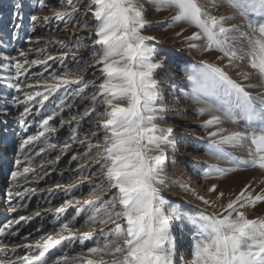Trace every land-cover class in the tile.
Wrapping results in <instances>:
<instances>
[{
  "label": "snow or ice",
  "instance_id": "obj_1",
  "mask_svg": "<svg viewBox=\"0 0 264 264\" xmlns=\"http://www.w3.org/2000/svg\"><path fill=\"white\" fill-rule=\"evenodd\" d=\"M149 2L155 5L156 11L174 12L170 26L180 23L196 29L184 40L189 49L201 55L217 52L220 54L218 61L227 60L223 66L203 60L187 68L185 75L191 84L189 95L193 103L203 105L199 114L209 116L203 124L205 129H211L208 131L211 141L209 152L217 158L230 159V154L225 151V146H230L247 149L249 159L231 160L237 165L234 168L213 165L204 173V178L224 177L239 170V167L264 171V94L253 95L249 91L250 88H264V0ZM39 3L41 8L46 7L45 0H39ZM64 3L72 8V12L56 13V17L60 20L68 17L66 23L94 33L87 37L91 43V67L96 70L94 79L86 81L82 75L71 78L70 73L87 65L88 61L73 56L72 67H69L66 63L68 58L64 56L59 59L61 70L49 73L56 83H47L43 73H38L40 79L37 83L28 84L25 81L22 85L20 76L27 75L25 65L42 66L47 72L50 68L48 60L29 61L23 50L19 52L23 62L16 57L5 56L4 60L14 62L9 64V68L14 67L15 75L7 77L16 81L11 86L18 93L23 88L34 90L23 92L25 108L20 124L25 126V131L24 115L31 113L29 105H38L43 109L50 96L62 93L57 96L52 111L42 118L41 130L24 139L21 149L41 143L42 138L46 141V134L55 130L50 122L64 108L74 106L72 98L79 97L83 101L90 97V110L85 115L91 116L103 106L102 111L96 114L106 116L96 125L97 131L92 133L100 142L95 145L89 143L88 152L73 155L71 159H91L95 162L94 165L81 163L77 170L81 180L87 179L89 184L92 183L84 173L95 165H98L97 171L102 175L89 193L95 199L83 202L75 198L66 199L53 213L51 233L42 235L35 243L16 244L9 249L5 241L19 236V232L14 230L16 224L40 217L39 210L32 216L21 215L19 220L0 226V238H4L0 239V254L5 257L9 253L16 255L15 260L0 258V264H176L172 225L175 221L184 220L193 226L190 264H264V217L249 219L245 212L249 207L255 208L257 204L264 203V189L255 193L250 191L251 185H247L234 198L229 196L227 202L221 204L219 202L224 199L225 193L218 191L217 184H212L207 191L216 196L215 200L204 195L197 198L204 205L220 208L221 211L188 214L172 205H168V211H165L166 201L158 186L164 183L166 148L175 144L170 138L172 129L162 128L156 123L163 119L160 114L166 111L157 106V102L162 100V93L156 73L164 67V60L158 58L156 47L150 43L155 41V37L144 34L149 24L141 11L140 0H89L83 21L75 20L73 16L79 10V0H64ZM224 6L228 12L217 14ZM21 7V3L15 4L17 18ZM89 14L91 21L87 19ZM31 19L38 21L41 18L32 16ZM43 20L47 21L48 17H43ZM176 35H183V30ZM201 41L203 43H199ZM46 43L68 47L63 41ZM82 47L88 45L74 42L73 50ZM49 59L55 61L56 58ZM225 68L241 69L237 75L242 81H251L255 76L260 83L238 82ZM37 88L43 91L35 90ZM15 100L18 102L19 96ZM59 123L63 126V120ZM225 123L237 127L226 128ZM77 128H73V132ZM88 140L86 136L82 143ZM55 148L56 145L47 144V149ZM68 149L70 145L66 143L61 152ZM45 150L40 149L41 152ZM59 159L57 156L53 163ZM16 163L19 165L20 161ZM34 172V169L24 167L22 171L12 172L11 178L13 181L27 180L28 175ZM78 187L77 184L57 185L69 194ZM184 190L193 191L188 185H184ZM33 193L35 189L29 188L16 195L23 199ZM104 193L111 195L103 199ZM70 207L74 209V215L69 216L66 213ZM12 211L16 212L17 208L14 206ZM78 218L83 225L99 226V231L79 232L76 227ZM105 225L111 227L105 228ZM86 242L91 245L86 252L70 255L66 251L73 244L85 246ZM18 249L25 250V254L20 255ZM106 256L111 259L105 260Z\"/></svg>",
  "mask_w": 264,
  "mask_h": 264
},
{
  "label": "rangeland",
  "instance_id": "obj_2",
  "mask_svg": "<svg viewBox=\"0 0 264 264\" xmlns=\"http://www.w3.org/2000/svg\"><path fill=\"white\" fill-rule=\"evenodd\" d=\"M19 2L22 7L19 10V18H17V10L15 4ZM89 0H79L78 11L73 13L74 19L83 21L85 19ZM206 3L207 0H201ZM46 7L41 8L39 0H0V132L3 133L6 126L10 132V143L8 147L9 165L0 174V201L6 212H9L14 206L17 208L10 216L0 219V226L11 221L19 220L21 215L32 216L36 211L41 212L40 217H33L28 222L21 221L14 226V230L19 232L18 237H14L5 241L11 249L16 244L35 243L42 235L46 236L51 233L53 213L55 209L60 207L66 199L75 198L83 202L86 199H95L89 193L91 189L99 183L102 173L98 172V165H95L84 173L85 177H90L92 183L89 184L87 179L81 180L77 175V170L81 163L87 165H94L95 162L89 160L71 159L73 155H83L88 152V144L95 145L99 143L92 133L97 131L96 125L102 120L106 119L104 115H97L96 112H101L103 106L97 108L91 116H86L85 113L90 110V97L83 101L79 97L72 98L73 107L64 108V110L56 115L50 124L53 125L54 131L47 133L48 139L39 144L29 145L23 150L21 144L29 135H36L40 131V122L45 118L54 106L57 96L62 93L50 96L49 100L45 102V107L41 109L38 105L31 108L30 114H25V125L27 131L24 130V125L20 124L21 114H24L25 105L23 103L25 97L23 92H32L33 89L23 88L18 93L12 84L15 80H8L7 77L14 76L15 70L9 68L10 62L4 60L5 56L16 57L21 62L24 58L19 56V52L23 50L27 54L29 61L33 60H48L50 68L45 72L42 66L27 64V75L20 76V83L23 85L25 81L28 84H35L40 79L38 73H43L47 83L54 84L56 81L49 76L50 72L59 71V59L66 56L68 59L66 63L72 67L73 56L83 57L88 61L87 65H82L79 69L70 73L71 78L83 76L86 81L94 79L93 73L96 71L91 67V58L89 52L91 50V43L87 39L93 36L94 33L88 29H83L74 26L72 23H66L65 20H60L56 17V13H70L72 8L64 3V0H45ZM141 11H143L149 26L144 30L147 36L155 37V41H150L154 44L159 54L158 58L164 60V67L156 73V80L162 93V100L157 102V106H162L166 109L162 115L163 119L157 120L156 123L162 128H171V139L175 146L166 148V161L164 165V183L159 185L160 193L166 201L165 211H168V205L178 207L182 212L188 214H199L200 212L214 213L221 211L220 208H212L204 205L197 197L204 195L206 198L215 200L214 194H209L208 189L212 184L218 185V191H223L225 197L219 203L227 202L229 196L234 198L244 187L251 185L250 191L254 190L259 193L264 189V171L258 168H244L239 167V170L229 173L220 178L205 179L204 176H197L199 164L205 165L207 163V171L213 165L219 168H234L237 165L233 164L231 160H246L249 159L247 149H234L230 146H225V151L230 154L228 158H217L209 152V145L211 143L208 137V131L203 127L204 121L209 118L206 115L199 114V108L203 105L192 102L190 97L191 84L187 81L185 71L194 64H199L203 60L220 63L222 66L227 64V60L218 61L217 52L206 53L201 55L198 51L188 48L184 43L186 37L190 36L196 31L194 27L185 24H172L170 21L174 12L172 10L156 11L155 5L149 0H140ZM228 9L226 6L220 9L217 14H226ZM32 16L40 17L38 21H33ZM43 17H48V20H43ZM87 19L92 20L91 14ZM237 21H230L229 23H236ZM183 30V35L177 36L178 32ZM39 40L40 43H35ZM47 41H63L68 44L67 48H61L57 43H46ZM74 42H82L88 47H82L79 50H73ZM199 43H203L202 41ZM42 53V54H41ZM49 57L56 58L55 61L50 60ZM87 68V71H85ZM241 69L225 68L233 79L238 82L259 84V78L253 77L251 81H242L237 72ZM242 70L247 71V68ZM98 75V73H97ZM43 82V81H41ZM99 81H97L98 83ZM73 87V86H70ZM91 88V84H90ZM43 91V89H35ZM249 91L253 95L264 94V88L256 87L250 88ZM167 94V98L163 97ZM19 96L17 102L15 98ZM63 120V126H60V121ZM77 125L78 128H77ZM226 128H235L236 125L225 123ZM73 128H77L73 132ZM242 130V129H241ZM102 135V133H101ZM73 136L76 137L73 140ZM89 140L84 141L85 137ZM184 139V142H181ZM191 141V142H186ZM56 145L55 149H47V144ZM70 145V149L61 152L65 144ZM45 148L44 152L40 149ZM21 150V151H20ZM95 149H93V154ZM155 154V153H154ZM59 156L58 162L53 163L55 158ZM172 156L174 162L172 165ZM20 164L17 165L16 161ZM43 166V167H41ZM24 167H30L35 170L34 173L28 175L27 180L21 178L13 181L11 173L14 171H22ZM77 184L78 188L74 189L71 194L61 191L57 185L67 186ZM184 185H188L193 191H185ZM107 188V185H104ZM34 188L35 193L25 196L23 199L17 196L18 192H26L27 189ZM9 193L12 198L9 199ZM111 193H104L103 199H108ZM11 203L7 205V202ZM246 215L249 219H256L264 217V203H259L255 208L249 207L245 209ZM4 214V212L2 213ZM66 215H74V209L68 208ZM22 225V226H21ZM17 226V227H16ZM19 226V227H18ZM23 227L27 228V233H21ZM76 227L79 232L92 231L98 232L97 225H83L82 220L78 218ZM105 228L111 225H105ZM182 229L187 233V242L193 236V226L184 221H175L172 225V234L176 242V264H188L186 256L184 255V247H181L182 240H180ZM31 234V235H30ZM28 237V239H24ZM1 239V238H0ZM90 242H86L85 246L73 244L66 251L70 255H78L86 252ZM55 251V250H53ZM20 255L25 254V250L18 249ZM0 258L5 260H15L16 255L9 253L6 257L0 254ZM96 259V257H92ZM182 258V260H181ZM105 260H110L111 257H104Z\"/></svg>",
  "mask_w": 264,
  "mask_h": 264
},
{
  "label": "bare ground",
  "instance_id": "obj_3",
  "mask_svg": "<svg viewBox=\"0 0 264 264\" xmlns=\"http://www.w3.org/2000/svg\"><path fill=\"white\" fill-rule=\"evenodd\" d=\"M165 98H167V94H165V96L163 97V99H165ZM9 130L5 126L3 133L0 132V174H2V175H3V171L5 170V168H7V165H9V162H7V160L10 158L8 155L9 150L7 147V145L10 143V132H9ZM184 141H185L184 139H181V142H184ZM186 142H191V141H186ZM174 160H175L174 156H172V165H173ZM206 167H207V163H206V166L199 164L197 173H194V174H196V177L197 176H201V177L204 176V173L207 171ZM2 203L3 202L0 201V219L6 218V216H10L13 213L12 209H10L9 212H6L5 209L3 208L4 206H2ZM9 203H11V200H9L7 202V205H9ZM3 212H4V214H2ZM27 228L28 227H23L19 231L21 233H25V232L27 233V231H28ZM12 238H14V237H12ZM188 238H190L189 239L190 242L189 241L187 242V233L185 232V230L182 229L181 237H180V240H182L181 247H184V255H182V256H186V262L188 264H190V259H191L190 252H191V245H192V237H188ZM1 239H4V238H1Z\"/></svg>",
  "mask_w": 264,
  "mask_h": 264
}]
</instances>
